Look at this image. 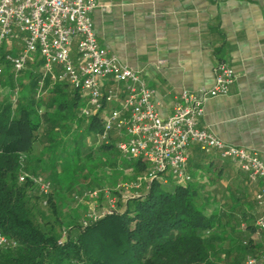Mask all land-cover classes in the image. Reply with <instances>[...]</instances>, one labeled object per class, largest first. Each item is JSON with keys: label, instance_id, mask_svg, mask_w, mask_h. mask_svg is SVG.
Masks as SVG:
<instances>
[{"label": "trees", "instance_id": "1", "mask_svg": "<svg viewBox=\"0 0 264 264\" xmlns=\"http://www.w3.org/2000/svg\"><path fill=\"white\" fill-rule=\"evenodd\" d=\"M224 52L215 49L216 58L221 60ZM0 66V233L15 243L0 254V264H237L264 252L263 233L255 242V203L237 192L217 198L192 177L178 184L153 181L123 208L71 223L59 239L61 227L50 204H55L62 177L57 163L40 170L45 176L38 174L40 156L57 160L69 151L73 159L85 162L96 146L127 159L116 149L115 136L107 144L96 142L101 117L81 116L79 91L43 79L40 61L28 63L19 84L2 59ZM64 130H76L78 138L60 143ZM85 136L91 139L89 145ZM34 143L42 146L40 154L33 150ZM59 163L58 168H64L63 161ZM125 163L135 175L146 169L141 161ZM21 171L49 182L48 205L36 188L30 195V182L19 183Z\"/></svg>", "mask_w": 264, "mask_h": 264}, {"label": "built area", "instance_id": "2", "mask_svg": "<svg viewBox=\"0 0 264 264\" xmlns=\"http://www.w3.org/2000/svg\"><path fill=\"white\" fill-rule=\"evenodd\" d=\"M96 6V0H0V60L10 67L14 82L28 63L40 61L43 79L79 91L84 102L81 116L101 117L96 142L107 144L115 136V147L125 159L146 165L135 181L121 185L123 189H146L153 181L163 185L190 182L191 146L229 159L251 183L259 185L254 225L257 235L264 234V162L255 152L226 144L199 127L204 102L228 95L236 80L235 69L217 61L212 87L182 91L170 115L161 119L153 104V91L140 75L99 43L91 18ZM2 70L0 66V73ZM18 181L30 182L44 197L43 205L47 204L51 188L44 177L22 172ZM88 194L97 197L95 191ZM109 203L112 207L114 200ZM99 216L89 215L86 220ZM14 245L0 233V254ZM237 264H264V252Z\"/></svg>", "mask_w": 264, "mask_h": 264}, {"label": "crops", "instance_id": "3", "mask_svg": "<svg viewBox=\"0 0 264 264\" xmlns=\"http://www.w3.org/2000/svg\"><path fill=\"white\" fill-rule=\"evenodd\" d=\"M96 3L91 18L99 43L140 75L161 119L182 91L212 87L217 61L233 67L236 80L228 95L204 102L199 127L264 162V0ZM218 48L225 51L221 60ZM188 172L217 198L237 192L254 202L259 187L232 161L198 146L188 150Z\"/></svg>", "mask_w": 264, "mask_h": 264}, {"label": "rangeland", "instance_id": "4", "mask_svg": "<svg viewBox=\"0 0 264 264\" xmlns=\"http://www.w3.org/2000/svg\"><path fill=\"white\" fill-rule=\"evenodd\" d=\"M7 75V71L3 73ZM4 76V77H5ZM24 75L21 74L18 81L15 84L23 81ZM5 93L8 89L3 90ZM78 138V132L76 130L65 134V130L61 132L59 142L62 144H70L73 139ZM65 142L63 143V141ZM85 145H89L91 140L85 136ZM42 147L38 143H34V149L39 153ZM40 154V153H39ZM58 157L57 160L51 158L45 160L40 156L42 161L37 165L38 174L45 176V173H41L40 170H47L49 167L57 163L56 168L61 173L62 183L58 190L57 197L55 196L54 202L51 201V208L56 213L57 223L61 227L60 238H64L65 231L68 225L75 222H81L83 218L87 219L89 215H101L109 211H116L124 207V205L137 197L144 191V186L137 189H123L121 185L124 183L132 182L136 180L134 169L126 166V161L119 158L118 155L105 154L98 151L97 147H91L90 160L85 161L80 158L73 159L69 155ZM82 156V154H81ZM67 160V163L65 161ZM44 161V162H43ZM60 161H63L62 166L64 168H58ZM24 171H21L22 173ZM141 175V174H140ZM194 181L198 182L196 178ZM97 192V197L92 198L87 196L89 192ZM35 187L29 191L33 196ZM89 195V194H88ZM114 200V204L111 207L109 200ZM49 203V200L47 201ZM47 203V205H48ZM256 238V237H255Z\"/></svg>", "mask_w": 264, "mask_h": 264}]
</instances>
